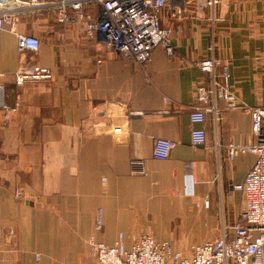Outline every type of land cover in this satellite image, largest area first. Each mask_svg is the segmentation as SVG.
<instances>
[{
  "label": "crops",
  "instance_id": "obj_1",
  "mask_svg": "<svg viewBox=\"0 0 264 264\" xmlns=\"http://www.w3.org/2000/svg\"><path fill=\"white\" fill-rule=\"evenodd\" d=\"M182 1V14L168 8L163 16L173 57L158 46L143 68L106 51L79 24H58L51 11L22 12L36 23L27 28L41 42L36 63L52 79L19 89L12 73L22 58L14 34L2 31L3 100L13 104L19 92L22 106L7 123L0 111V264H97L90 236L129 249L135 232L150 231L186 253L231 240L244 212L233 186L256 155L229 156L228 146L254 143L251 118L211 99L218 112L206 114V141L192 147L189 111L196 88L209 85L194 63L219 60L215 74L227 66L237 100L264 108V0ZM156 138L176 144L164 161L152 157ZM132 160L142 173L132 174Z\"/></svg>",
  "mask_w": 264,
  "mask_h": 264
},
{
  "label": "built area",
  "instance_id": "obj_2",
  "mask_svg": "<svg viewBox=\"0 0 264 264\" xmlns=\"http://www.w3.org/2000/svg\"><path fill=\"white\" fill-rule=\"evenodd\" d=\"M182 0H0V47L1 33L8 28L15 37L16 49L22 58L12 73L16 89L25 85L50 81L52 71L36 63L41 42L35 35L16 30L20 15L24 11H51L58 24L76 23L88 36L97 35L103 48L124 61L136 63L143 68L151 62L153 50L160 46L166 56L173 57L170 27L163 23L168 8L177 17L183 13ZM214 1L212 0L211 4ZM219 60L214 57L195 62L194 66L205 76L209 85L196 88L195 104L190 108L189 121L194 126L190 131V145L202 146L206 141L205 116L217 114L218 108L210 104L211 99L221 101L232 109H246L251 118L254 143L249 146L229 145V156L252 152L256 155L252 169L240 184L233 186L244 197V212L239 222L231 227V240L223 236L218 240L191 245L189 254L182 256L166 241H157L150 234L135 237L129 249L121 241L108 246L90 236L87 245L97 264H264V108H246L234 95L229 82L227 66L215 74ZM3 74H0V111L3 122H9L18 114L22 101L16 92L13 104L3 100ZM114 131H118L115 129ZM175 142L156 138L153 140L152 157L166 160L175 147ZM132 174L142 173V162L132 160ZM20 196L15 191V198ZM203 207H208L205 200ZM103 228V212L98 210L94 230ZM12 234V232H10ZM1 235V230H0Z\"/></svg>",
  "mask_w": 264,
  "mask_h": 264
},
{
  "label": "rangeland",
  "instance_id": "obj_3",
  "mask_svg": "<svg viewBox=\"0 0 264 264\" xmlns=\"http://www.w3.org/2000/svg\"><path fill=\"white\" fill-rule=\"evenodd\" d=\"M47 12H50L49 10H47V9H44V10H39V13H42L43 14V18H45L46 17V13ZM35 22L33 21V18L31 19V18H29V17H27L26 15H25V13L24 14H21L20 15V18H19V22H18V24L17 25H20L21 26V28H24V29H26L27 31H26V33H28V34H30V35H33L32 33H30V31L28 30L29 29V27H31L32 28V26L34 27L35 26ZM28 28V29H27ZM98 210H101L102 211V209H98ZM98 212V211H97ZM103 212V211H102ZM96 216V215H95ZM239 222V221H238ZM237 223V222H236ZM235 223V224H236ZM234 224V225H235ZM233 225V226H234ZM146 233H148V234H150L154 239H155V236H154V234L152 233V232H150V231H144V232H135L134 233V235H133V239L135 238V237H137V236H139V235H142V234H146ZM156 240V239H155ZM133 241V240H132ZM170 244V243H169ZM171 245V244H170ZM172 246V245H171ZM172 248L176 251V252H179L182 256H187L188 254H189V252H182L181 250H179L178 248L176 249V248H174L173 246H172ZM181 249V248H180ZM189 250V249H188ZM186 253V254H185Z\"/></svg>",
  "mask_w": 264,
  "mask_h": 264
}]
</instances>
